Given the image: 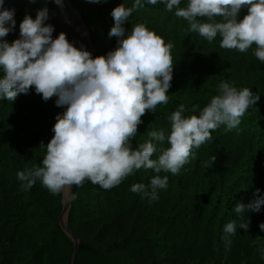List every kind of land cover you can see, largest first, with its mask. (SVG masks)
Segmentation results:
<instances>
[{
    "label": "trees",
    "instance_id": "obj_1",
    "mask_svg": "<svg viewBox=\"0 0 264 264\" xmlns=\"http://www.w3.org/2000/svg\"><path fill=\"white\" fill-rule=\"evenodd\" d=\"M133 2L70 0L89 29L95 58L118 47L117 38L109 37L112 10ZM186 6L187 0H182L180 7ZM245 15L247 9L242 8L238 20ZM24 17L20 13L14 18L9 45L20 38ZM220 20L215 17V22ZM140 23L173 44V78L168 104L157 105L156 112L145 111L131 141L133 148L147 141L153 129H163L167 136V117L180 104L189 108L185 115L194 114L193 105L202 109L218 94L222 81L237 89L247 87L260 99L236 129L226 131L221 125L212 132L213 141L194 149L195 158L178 175L161 172L168 176V186L157 190L155 201L130 191L133 184H149L155 175L150 169L136 171L110 190L87 179L82 187L75 186L68 219V229L80 240L75 264H264V231L259 228L264 205L258 213L249 211L242 217L233 211L237 203L255 200L257 189L264 196V63L255 57V45L240 53L220 47L219 35L209 43L163 4L138 8L124 28L128 32ZM55 100L54 96L45 102L30 88L14 102L0 101V264L71 262L72 243L58 225L61 194L53 195L39 180L25 191L17 179L19 171L40 166L46 155L55 118L66 110ZM168 147L167 141L158 145L151 158ZM241 219L248 229L237 228L226 249L223 227Z\"/></svg>",
    "mask_w": 264,
    "mask_h": 264
},
{
    "label": "clouds",
    "instance_id": "obj_2",
    "mask_svg": "<svg viewBox=\"0 0 264 264\" xmlns=\"http://www.w3.org/2000/svg\"><path fill=\"white\" fill-rule=\"evenodd\" d=\"M54 2L61 4V0ZM181 3L182 0H134L131 7L123 3L115 7L109 37L117 38L118 47L94 59L83 46L79 50L74 47L64 33L52 38L53 26H45L47 8L38 10L35 19L24 17L19 25L20 38L11 45L0 41V101L14 102L18 94H28L34 88L45 102L55 96V105L66 108L55 118L54 135L41 165L17 173L25 191L39 180L58 195L73 186L82 187L86 179L110 190L136 171L150 169L155 175L149 184H133L130 191L155 201L159 198L157 190L168 186V176L162 177L161 172L178 175L190 158H195L194 149L213 141L212 132L221 125L226 131L240 125L260 96L247 87L237 89L222 81L218 94L206 106L190 108L194 114L185 115L189 108L180 104L167 117L171 124L167 136L163 129H153L147 133V141L137 148L132 146L145 111L156 112L157 105L168 104L167 92L173 78L171 42L165 43L143 23L126 32L124 25L138 8L163 4L169 12L175 9V15L188 22L190 32L209 43L219 35L220 47L240 53L255 45L254 55L264 63V0H187L186 7H180ZM242 8L247 9V15L238 20ZM215 17L221 20L215 22ZM15 26L14 10L4 8V0H0V38ZM165 141L169 147L152 159L158 145ZM254 195L257 198L247 205L236 204L233 211L238 217L261 210L264 196L258 189ZM248 226L241 219L239 224L232 220L223 227L226 249L237 228L247 231ZM259 228L264 231V223Z\"/></svg>",
    "mask_w": 264,
    "mask_h": 264
},
{
    "label": "water",
    "instance_id": "obj_3",
    "mask_svg": "<svg viewBox=\"0 0 264 264\" xmlns=\"http://www.w3.org/2000/svg\"><path fill=\"white\" fill-rule=\"evenodd\" d=\"M4 8L14 10V18L23 13L24 16L36 17L37 11L43 8L48 9V20L45 26L51 25L54 28L52 38L55 39L60 33L66 35V39L73 44L78 50L83 49L95 58L94 47L91 42L90 32L84 24L80 13L75 10L70 0H61L57 5L54 0H4ZM7 26V25H6ZM8 35L0 38V41H7ZM75 186L67 193H61V215L59 218V228L62 233L71 241L73 252L70 264H75L80 240L68 229V219L72 207V197Z\"/></svg>",
    "mask_w": 264,
    "mask_h": 264
}]
</instances>
